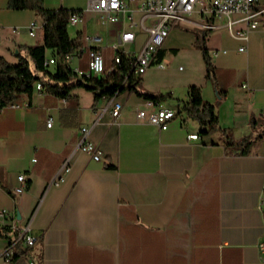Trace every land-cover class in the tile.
<instances>
[{
	"label": "crops",
	"instance_id": "0c3cea01",
	"mask_svg": "<svg viewBox=\"0 0 264 264\" xmlns=\"http://www.w3.org/2000/svg\"><path fill=\"white\" fill-rule=\"evenodd\" d=\"M121 1L124 9L116 23L104 26L87 13L79 30L69 33L101 36L103 44L94 48L106 68L123 31L135 34L122 46L131 55L148 38L151 20L142 19L140 0ZM43 6L79 12L89 0H43ZM255 8L263 9L264 0H256ZM31 22L37 24L35 38L27 33ZM204 24L195 12L188 23L169 31L161 56L156 53L136 87L157 97L152 107L135 91H125L114 97L122 103L114 118L111 98L94 99L75 88L66 99L34 89L18 96L14 107L0 109V211L7 213L0 228L8 231L0 236V264H264L258 249L264 238V137L253 142L249 154H227L224 136L202 134L183 110L189 87L196 86L215 106L220 129L234 141L262 133L264 29L250 32L246 52L240 53L241 41L226 29L207 31ZM41 35L34 12L8 10L7 0H0L2 57L14 62L17 48L23 54V46L42 43ZM203 35L212 79L197 46ZM69 65L86 74V51ZM159 108L176 114L164 131L136 119L138 109L149 114ZM82 128L101 149L100 161L78 150ZM189 135L198 139L188 140ZM65 164L69 171L63 181L52 184ZM21 177L26 187L15 195ZM28 223L36 243L22 246L26 250L19 258L6 260L4 249Z\"/></svg>",
	"mask_w": 264,
	"mask_h": 264
},
{
	"label": "trees",
	"instance_id": "16d2710c",
	"mask_svg": "<svg viewBox=\"0 0 264 264\" xmlns=\"http://www.w3.org/2000/svg\"><path fill=\"white\" fill-rule=\"evenodd\" d=\"M7 9L12 11L29 10L34 12L41 21L42 43L33 46L17 48L14 62L7 61L0 55V108L12 104L20 95H31L36 83L41 86L40 92L58 99H66L75 88H82L93 94L94 99L112 98L125 91H135L144 100L155 102L157 97L141 94L136 91L141 76L135 74L133 60L119 54L120 62L106 68L108 72L100 77L79 75L70 63H66V55L82 53V35L76 32L74 37L69 34V19L75 11L66 9L47 10L43 0H7ZM204 59L206 77L213 78V67L207 56L204 35L198 43ZM161 56L158 51L157 57ZM48 59H54V65L47 66ZM52 67V70L50 69ZM186 118L195 122L202 134L218 131L224 136V147L239 151L246 155L250 153L253 142L264 137V131L257 136L245 135L239 141H234L230 135L218 126V116L215 106L202 99L199 88L191 86L188 89L187 101L183 107ZM254 130L255 124L250 125ZM250 130V131H251ZM0 236L7 237L8 231L0 228ZM27 249L29 247H26ZM26 249L17 243L13 246L11 260L19 258Z\"/></svg>",
	"mask_w": 264,
	"mask_h": 264
},
{
	"label": "built area",
	"instance_id": "2783aa9c",
	"mask_svg": "<svg viewBox=\"0 0 264 264\" xmlns=\"http://www.w3.org/2000/svg\"><path fill=\"white\" fill-rule=\"evenodd\" d=\"M255 5L256 0H140L137 9L142 14V19L148 18L151 20V24L147 28V41L138 54L131 55L122 46L132 43L135 39V34L132 31H123L119 36L120 45H114L111 48V63L118 64L120 62L119 54L121 53L132 58L135 74L142 76L153 65L155 55L162 47L171 28L188 23L189 17L195 12L204 20L205 24L203 28L205 30L226 29L232 38L242 42V45L238 48V52L245 53L248 34L258 29H264V24L260 22L264 14V8L256 9ZM123 9L124 4L121 0H89L88 8L84 11L74 12L68 24L75 27L83 22L87 13H94L101 24L107 26L118 21V13ZM218 20H222L223 24H217L216 21ZM238 25H243V28L236 29ZM36 29L37 24L31 22L27 28L29 37H36ZM40 37L42 39V35ZM82 43L81 50L82 52L86 51L87 54V73L84 74L100 77L108 72L101 51L94 48L103 44V38L97 34H85L82 37ZM73 56L70 54L66 55L64 57L65 62L70 63ZM45 65H54V59H48ZM156 66L159 68L163 67L161 63L156 64ZM179 69L181 70V68ZM76 72L79 75L83 74L79 71ZM242 88H246V85H242ZM34 89L40 92V84L36 83ZM114 97L109 101V107L111 115L117 118L122 109V103L116 101ZM145 105L152 107L153 102L146 100ZM9 106L14 107L15 104L12 103ZM135 116L137 120L145 119L147 123L164 131L176 114L174 111L165 108H159L157 111L149 114L142 109H138ZM261 117L264 118V110L261 111ZM51 123L52 120L49 119L46 127L49 128ZM80 132L83 139L79 143L78 150L93 161H100L102 151L99 146L86 139L87 129L82 128ZM197 139V135L188 136V140ZM68 171L69 166L65 164L52 181V184L56 185L62 182ZM21 181L22 185L14 190L15 195H19L25 190L26 182L24 177H21ZM6 217V211H0V220ZM36 241V237L31 233L30 223H28L16 231V240L10 242L4 249L3 256L6 260L10 259L13 246L17 243L25 247H31ZM258 249L260 253L264 254V238L258 243Z\"/></svg>",
	"mask_w": 264,
	"mask_h": 264
},
{
	"label": "rangeland",
	"instance_id": "374dc122",
	"mask_svg": "<svg viewBox=\"0 0 264 264\" xmlns=\"http://www.w3.org/2000/svg\"><path fill=\"white\" fill-rule=\"evenodd\" d=\"M218 21L221 22L222 20H218ZM79 28H80L79 26H77V27L69 26V27H68V30H69V33H70V34H74V32H75V31H78ZM176 66H179V65H176ZM176 66H175V67H176ZM181 66L183 67L184 65H181ZM176 68H177V67H176Z\"/></svg>",
	"mask_w": 264,
	"mask_h": 264
}]
</instances>
